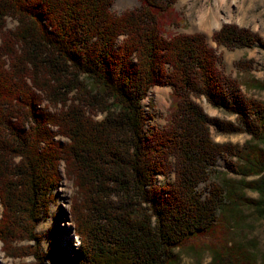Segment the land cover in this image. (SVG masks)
Wrapping results in <instances>:
<instances>
[{
	"label": "trees",
	"instance_id": "1",
	"mask_svg": "<svg viewBox=\"0 0 264 264\" xmlns=\"http://www.w3.org/2000/svg\"><path fill=\"white\" fill-rule=\"evenodd\" d=\"M174 1L140 0L116 15L112 0H0L5 257L176 264V250L202 245L208 264H264L257 241L240 236L250 217L245 208L264 215V103L246 98L240 87L264 90V84L227 76L203 34L164 35ZM8 18L16 23L12 29ZM212 41L227 49L262 45L234 25L222 26ZM251 64L239 60L234 67L246 75ZM154 87L171 89L162 130L145 128L142 101ZM199 99L235 122L209 117ZM212 128L250 139L242 146L216 143ZM218 158L240 178H223L201 193ZM60 167L75 189L70 214L79 245L70 256L56 241L43 251L35 231L54 201ZM158 176L173 180L160 186ZM245 190L258 198H245ZM198 238L210 239L188 243Z\"/></svg>",
	"mask_w": 264,
	"mask_h": 264
},
{
	"label": "rangeland",
	"instance_id": "2",
	"mask_svg": "<svg viewBox=\"0 0 264 264\" xmlns=\"http://www.w3.org/2000/svg\"><path fill=\"white\" fill-rule=\"evenodd\" d=\"M140 0H112L111 11L120 15L125 11H130L139 7ZM164 35H193L203 34L208 45L213 48L221 58L224 73L239 84L245 80H254L259 84H264V0H175L171 6V13L165 17ZM16 25L11 19L6 21V29H12ZM224 25H234L238 28L248 30L255 34L262 45L255 44L252 48L227 49L217 46L212 41L214 33L218 32ZM239 60H252L251 71L244 75L236 71L234 64ZM246 98L256 99L264 103V90H245L240 87ZM171 89L170 87L151 88L147 97L142 101V106L147 117L146 130L164 129L168 125L171 114ZM209 116L221 121L235 122L233 116L222 113L211 108L204 99L197 100ZM46 102L43 104L45 105ZM100 119V117H97ZM211 138L216 143H231L242 146L250 138L246 134L220 135L213 128L210 130ZM60 141H64L60 139ZM210 180L198 186L201 193L207 192L211 183L218 184L223 178L239 180V176L232 174L224 158H218ZM61 181L58 187L52 192L54 201L51 202L48 212L40 216L35 227L37 234L42 236L41 249L46 251L49 243L56 241L66 255L70 256L79 245V239L73 233L71 223L70 206L74 187L71 180L67 179L60 167ZM256 178L246 179L251 181ZM173 180L172 176H158V185H165ZM245 198L256 200L258 195L249 190L243 192ZM244 214L249 215V219L240 228L241 234L249 239H255L258 248L264 250V215H258L252 210L244 209ZM1 212V208H0ZM210 238H198L188 242L189 244H203ZM194 251L176 250L178 256L176 264H208L209 254L196 245ZM0 264H35V260L25 258H7L1 251L0 243Z\"/></svg>",
	"mask_w": 264,
	"mask_h": 264
}]
</instances>
